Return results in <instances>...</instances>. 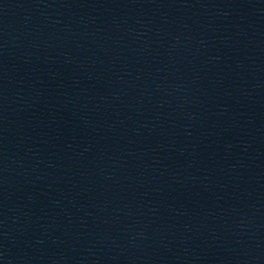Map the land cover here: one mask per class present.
Wrapping results in <instances>:
<instances>
[{
	"label": "water",
	"instance_id": "95a60500",
	"mask_svg": "<svg viewBox=\"0 0 264 264\" xmlns=\"http://www.w3.org/2000/svg\"><path fill=\"white\" fill-rule=\"evenodd\" d=\"M0 264H264V0H0Z\"/></svg>",
	"mask_w": 264,
	"mask_h": 264
}]
</instances>
